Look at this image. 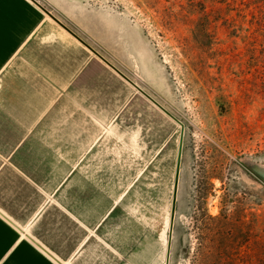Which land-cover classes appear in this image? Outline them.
<instances>
[{
	"label": "rangeland",
	"instance_id": "1",
	"mask_svg": "<svg viewBox=\"0 0 264 264\" xmlns=\"http://www.w3.org/2000/svg\"><path fill=\"white\" fill-rule=\"evenodd\" d=\"M37 1L184 126L172 232L181 125L113 71V122L88 141L127 167L137 264H264V0Z\"/></svg>",
	"mask_w": 264,
	"mask_h": 264
},
{
	"label": "crops",
	"instance_id": "2",
	"mask_svg": "<svg viewBox=\"0 0 264 264\" xmlns=\"http://www.w3.org/2000/svg\"><path fill=\"white\" fill-rule=\"evenodd\" d=\"M4 59L0 264H137L136 199L112 174L127 167L116 157L96 166L88 141L96 123L107 134L113 122L111 75L120 73L32 0H0Z\"/></svg>",
	"mask_w": 264,
	"mask_h": 264
},
{
	"label": "water",
	"instance_id": "3",
	"mask_svg": "<svg viewBox=\"0 0 264 264\" xmlns=\"http://www.w3.org/2000/svg\"><path fill=\"white\" fill-rule=\"evenodd\" d=\"M38 6H40L45 13H47L50 17L55 19L58 23H60L63 27H65L68 31H70L73 35H75L79 40H81L84 44L89 46L98 56L103 58L112 68H114L117 72H119L127 81H129L137 90H139L142 94H145L151 101H153L159 108H161L164 112L169 114L172 118H174L180 125H181V136H180V145H179V152L177 155V162H176V172L174 178V186H173V194H172V210H171V231L173 232L174 221H175V214H176V203H177V195H178V187L180 181V170H181V160H182V151H183V143H184V126L180 120H178L175 116L170 114L167 109H165L159 102H157L152 96L146 93L141 86L136 84L132 81L125 73H123L116 65L106 59L98 50L94 47L89 45L82 37H80L76 32H74L71 28H69L64 22H62L51 10L43 6L39 1L32 0Z\"/></svg>",
	"mask_w": 264,
	"mask_h": 264
},
{
	"label": "bare ground",
	"instance_id": "4",
	"mask_svg": "<svg viewBox=\"0 0 264 264\" xmlns=\"http://www.w3.org/2000/svg\"><path fill=\"white\" fill-rule=\"evenodd\" d=\"M50 17V16H49Z\"/></svg>",
	"mask_w": 264,
	"mask_h": 264
}]
</instances>
